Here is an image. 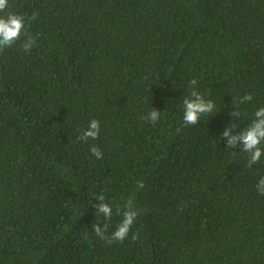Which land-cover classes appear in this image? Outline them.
<instances>
[{
	"label": "trees",
	"instance_id": "16d2710c",
	"mask_svg": "<svg viewBox=\"0 0 264 264\" xmlns=\"http://www.w3.org/2000/svg\"><path fill=\"white\" fill-rule=\"evenodd\" d=\"M8 10L37 18L30 52L17 41L0 53V264H264V156L248 168L221 135L264 106V0H9ZM193 87L216 107L185 125ZM93 118L98 139L78 140ZM100 194L113 206L106 235L129 198L139 212L122 242L93 231Z\"/></svg>",
	"mask_w": 264,
	"mask_h": 264
},
{
	"label": "clouds",
	"instance_id": "9594fccd",
	"mask_svg": "<svg viewBox=\"0 0 264 264\" xmlns=\"http://www.w3.org/2000/svg\"><path fill=\"white\" fill-rule=\"evenodd\" d=\"M8 9L9 0H0V53L13 47L17 41H20V47L24 52H30L36 43V39L29 34L28 26L37 18V13L25 16L24 14H19ZM190 83L194 86L197 82L192 80ZM252 99L251 94L238 98L234 106L235 111H232L230 115L234 118L241 117L243 113L240 110V105L250 102ZM215 107L216 105L212 100L205 99L204 95L196 91L193 87L190 94L183 99L184 124L196 125L202 116L212 113ZM160 115L159 110L152 109L146 118L155 124L158 122ZM99 134L100 121L93 118L90 120L88 127L82 129L81 135L77 139L82 142H87L89 139H98ZM221 135L222 138H227V148L240 147L243 152L248 154L247 167L251 168L264 156V106L254 112L253 119L246 127L240 128L238 123L233 122L225 127ZM90 151L97 159L102 158L103 153L98 146L92 145ZM143 187V181H137V188L142 189ZM257 190L261 195H264V177H261L258 181ZM94 197L100 202L94 205L96 208V216L103 217L102 227L99 221L93 225L95 235L107 241L109 244L116 241H124L128 237L139 215L138 210L134 207L133 200L129 198L125 202L123 210L117 207L116 212L118 215H122V219L115 231L110 235H106L109 229V222L113 216V206L106 202L103 194L95 195ZM136 238V234L133 233L132 239L135 240Z\"/></svg>",
	"mask_w": 264,
	"mask_h": 264
}]
</instances>
